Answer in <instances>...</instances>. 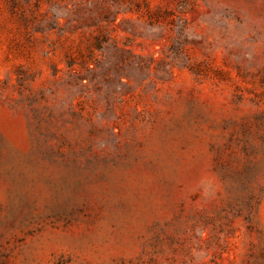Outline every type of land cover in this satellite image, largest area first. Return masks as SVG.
Returning <instances> with one entry per match:
<instances>
[{
  "label": "rangeland",
  "instance_id": "rangeland-1",
  "mask_svg": "<svg viewBox=\"0 0 264 264\" xmlns=\"http://www.w3.org/2000/svg\"><path fill=\"white\" fill-rule=\"evenodd\" d=\"M0 264H264V0H0Z\"/></svg>",
  "mask_w": 264,
  "mask_h": 264
}]
</instances>
